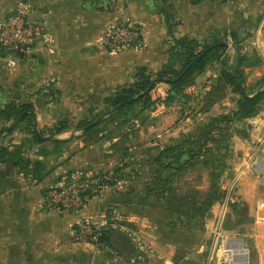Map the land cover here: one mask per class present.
<instances>
[{"label": "crops", "instance_id": "0c3cea01", "mask_svg": "<svg viewBox=\"0 0 264 264\" xmlns=\"http://www.w3.org/2000/svg\"><path fill=\"white\" fill-rule=\"evenodd\" d=\"M19 8L27 9L29 19L44 22L48 36L25 54H0V106L32 104L39 132L54 128L68 114L83 113L86 119L99 112L107 97L135 82L139 68L159 72L174 46L168 33L171 25L175 38L209 44L229 42L232 35L239 42L256 36L253 45L263 61L242 69L247 82L264 76V0H0V17ZM115 22L138 25L142 44L119 52L104 49L99 40ZM254 28H259L257 35ZM228 45L227 54L235 55L234 40ZM240 45L245 54V44ZM209 85L201 91L193 84L185 91L201 97L210 94ZM179 109L156 102L149 109L151 122L139 136L112 132L86 143L69 131L56 138L62 143L36 144L29 131L19 128L9 136L13 140L2 141L5 146L25 145V157L41 161L47 169L38 181L11 161L0 163V264H222L225 255L216 246L223 234L213 228V221L207 232L193 228L185 239L184 219L174 202H168L175 194L173 179L183 172L173 177L169 192L152 185L158 171L153 162L156 153L190 139L184 126H172ZM223 134L234 143L239 162L233 170L241 203H235L238 210L239 205L245 207L253 220L246 234L253 243L254 264H264V108L254 118L233 123ZM219 152L213 149L215 162ZM148 157V166L138 164ZM118 168L115 186L98 197L85 192L89 198L85 211L47 209L44 197L49 188L98 179ZM220 209L228 211L224 204L216 205L212 211L216 217ZM84 219L99 220L113 229L111 248L77 241L75 228ZM207 236L213 245L203 259Z\"/></svg>", "mask_w": 264, "mask_h": 264}, {"label": "trees", "instance_id": "16d2710c", "mask_svg": "<svg viewBox=\"0 0 264 264\" xmlns=\"http://www.w3.org/2000/svg\"><path fill=\"white\" fill-rule=\"evenodd\" d=\"M168 33L169 36L174 39V46L170 49L168 62L159 72L151 73L144 67L139 68L133 84L119 89L116 93L105 99V106L107 107L105 112L99 114L92 120H88L87 118L81 120L76 127H73L67 119L62 120L54 128L48 129L49 131L46 137H51L53 141L62 143V140H56V138L74 129L83 133L86 143L98 141L103 137V133L100 130L101 124L106 121L118 122L122 119L118 125H124L131 120L128 118L130 115H132V119H136L139 114L151 109L155 104V100L152 98V92L157 86L155 85L156 82L163 80L173 81V83L169 84L171 88L165 101L170 100L171 102L180 99L186 88L193 85L195 78L205 73L210 62L216 59V61L220 62L222 65L219 84L224 87H232L240 96L237 100V108L230 114L220 115L211 119L204 127V135L198 136L196 139H186L181 144L159 150L156 153L153 162L157 165L158 171L153 179L152 185L155 190L159 189L162 190L161 192L165 193L170 191L168 185L173 177L192 167L195 161L204 154V148L208 147L215 135L219 134L222 136L233 123L254 118L259 114L264 104V79L259 82V86L263 87H258L254 92L248 93L247 79L245 78L242 68L258 66L261 64L262 58L253 59L249 54H242V49L237 44V37L232 35L233 40H235L233 46L235 55L233 58L227 54L226 46H217L179 79L204 50L213 45L222 43L229 44V42L228 39H224L215 40L209 44L189 37L177 39L174 37L172 25ZM237 78L245 94L240 89ZM217 89H219V87ZM147 90L150 91L147 92ZM212 91H215V88H213ZM212 91L209 94L211 96ZM171 92H173L172 95ZM246 95L254 97L250 99ZM119 106L123 107L115 112L109 113L97 125H93L106 113ZM32 111H34V106L32 104L18 105L16 103H8L4 106H0V124L12 122L11 126L4 127L0 131V163L11 161L19 171L24 172L27 176L31 174L33 179L41 181L43 179V172H45L47 166L39 160L33 161L30 158H26L24 150L25 145L5 146L1 144L7 135L13 134L16 129L19 128H25V130L33 135V142L41 144L36 134V125ZM40 134L45 137L42 131ZM219 155H221V152H219ZM216 162L217 165H219L220 160L216 159ZM216 169V177L218 178L224 171H218ZM120 171V168L113 170L115 181H107L109 187L117 184L120 178ZM91 197H93L92 194ZM218 199L217 196L213 197L212 203L217 202ZM232 209L233 211H238V204L233 203ZM112 232L113 229L110 227L103 228L101 243L106 245V248H111Z\"/></svg>", "mask_w": 264, "mask_h": 264}, {"label": "rangeland", "instance_id": "374dc122", "mask_svg": "<svg viewBox=\"0 0 264 264\" xmlns=\"http://www.w3.org/2000/svg\"><path fill=\"white\" fill-rule=\"evenodd\" d=\"M254 29H255L254 31H256L254 34L257 35V30L259 28H254ZM254 38L253 39L251 38L246 42L238 41V45L241 47L240 44L244 43L245 54H249L250 56H252L253 59L262 58L258 53L259 51L257 50V47L253 45ZM231 41L233 40H229V42ZM141 44H142V40L140 42V45ZM229 56L233 57L234 53H232ZM262 61L260 63H262ZM220 68H221V64L218 61H216V59H213L210 62L209 66L207 67L205 73L198 75L193 83L195 86H197V88H201L200 89L201 91H204L206 86L210 84L209 85L210 91H212V89L215 88V91H212V96L205 94L201 97H196V96L193 97V94H189L187 93V91H185L184 94L181 95L180 99H176L171 102L170 100L165 101L166 100L165 98H167L166 96H168L171 88L167 83L158 84L152 92V98H153V96L155 97L157 96L158 89L160 88L165 89L164 93L166 96H164L163 98L157 96L155 99V104L156 102H163L167 105H171L172 107L175 106L180 107L177 120L174 121L172 126L173 127L178 125L184 126L185 129L187 130L186 133H184L186 134L185 135L186 138L190 137V139H196L198 138V136L204 135L205 133L204 127L206 124H208L211 121V119L218 117L219 114L223 115L225 112H228L227 114H230L232 111H234L237 108V100L240 98V96L234 91L232 87H228V86L224 87L223 85L219 84V77L221 73L219 72ZM214 73L217 74L216 77L211 76V74ZM208 76L211 77L208 79L207 78ZM263 79L264 76L258 79L252 78L251 81L248 80L247 82L248 93L254 92L256 89H258V87H263V86H259V82L262 81ZM218 87L219 89H217ZM172 94L173 92H171V95ZM209 105H212L213 107L210 108ZM263 108H264V104L261 107V109ZM106 110L107 107L103 105V107L99 110V112L89 113L87 119L92 120L93 118L97 117L99 114L105 112ZM128 118H130L131 120L124 125L121 124L118 125V123H120L122 119H120V121L118 122L106 121L105 123L101 124L100 130L102 131L104 138H106L112 132H120L121 134L128 136L127 133L128 131H130L132 134L137 133L139 136V130L145 127L147 123L150 124L152 119L150 110L149 111L147 110L142 114H139L138 118L136 119H132V115H130ZM65 119L70 121L73 127H76L78 123L81 120H83V113H76V114L71 113L68 114L67 117L61 120H65ZM11 125L12 122L9 123L5 122L2 125L0 124V131L2 130V128L9 127ZM40 131H42L46 137L48 135L49 130L47 129V127H45ZM234 132L237 133L236 131ZM71 133L75 137L77 136V138L83 137V133L81 131H76L73 129L71 130ZM13 134L7 135L3 141H5L7 137L9 138V136ZM237 135L240 134L238 133ZM215 136L217 137L215 139L217 141L216 142L212 141L211 142L213 144L212 146L204 148L205 150L204 154L201 155L200 158H198L195 161L194 165L183 171V174L178 175L176 179H173L172 187L174 188L175 194L174 197L168 196L169 197L168 202L170 203L174 202V206L177 207L179 215H181L184 219L183 232L185 239L190 238L193 228L194 231L199 229L203 233L207 232V224L209 223V221H213L214 224L213 228H215L217 232H221L223 234V236L220 237L221 240L218 242V245L216 246V251L217 250L220 251V245H223V248L221 249L224 250L232 249L233 242L239 241L243 245V250L245 249L244 253L247 255L248 264H254L255 258L253 255V248H252L253 243L250 236L249 235L247 236L246 234V232L253 224L252 223L253 220L248 216L246 208L241 205H239L240 207L237 212L232 211L231 200H234L233 202L234 203L237 202L238 204L240 202L237 199L238 196L237 192L239 190L238 182L236 184V180H235L236 173L233 170L235 164L239 163L238 160L235 159L236 155L234 153V143L232 142V140L230 141V138H227L224 135L220 136L219 134H217ZM242 136L245 137V134H243ZM132 139L134 140L133 137ZM11 140L13 139L9 138V142ZM219 140H223L222 144L219 143ZM140 145L143 146L142 144ZM213 149L214 151H217L219 149L221 150V155L224 154L223 156L219 155V153L217 154V158L220 160L219 165H217V162H215L212 159L211 154H213ZM151 159L152 158H150V161ZM142 160L143 163L141 162L138 164L144 165L145 163V165L148 166L146 163L149 162V157L148 159L142 158ZM215 164L217 165L216 167L217 169L215 168ZM215 169L218 171L223 170L224 172L220 175V177L217 178ZM208 174H210L209 177ZM168 186L170 188V184ZM216 196L219 198L218 201L212 203V198ZM228 197L230 199L227 206L228 211L227 212L225 211L224 218L220 220L219 216L220 214H222L223 210L220 209V213H218L217 217L212 211L216 205L224 204L225 206L227 202L226 199ZM192 223L194 224L193 226ZM203 244L205 250V254L203 256L204 259L207 257L208 250L210 251V249L212 248L213 245L212 237H208V236L205 237V241L203 242ZM186 247L187 248L185 250V253H187V251L191 249L190 244L186 245ZM226 258L227 257H224L222 264H230V261L226 260Z\"/></svg>", "mask_w": 264, "mask_h": 264}, {"label": "built area", "instance_id": "2783aa9c", "mask_svg": "<svg viewBox=\"0 0 264 264\" xmlns=\"http://www.w3.org/2000/svg\"><path fill=\"white\" fill-rule=\"evenodd\" d=\"M47 36L48 29L45 23L29 19L28 11L25 8H19L0 17V54H25L44 42ZM141 40L142 29L138 25L132 22H115L109 25L99 43L109 52H119L140 45ZM157 96L163 98L165 93L158 89ZM113 180L115 181L114 174L110 172L98 179H86L72 182L66 186L51 187L44 197L46 207L48 210L79 214L89 206V198L85 196V192L89 190L93 197L101 196L103 191L109 187L107 181ZM226 201L225 209L230 201L229 197ZM224 216L225 210L220 214L219 219H223ZM104 227L106 224L99 220H81L75 228L76 239L83 244H92L97 248L107 249L106 245L101 243ZM221 248L223 246H220V251L224 253L230 264H239L235 260L232 249Z\"/></svg>", "mask_w": 264, "mask_h": 264}, {"label": "water", "instance_id": "95a60500", "mask_svg": "<svg viewBox=\"0 0 264 264\" xmlns=\"http://www.w3.org/2000/svg\"><path fill=\"white\" fill-rule=\"evenodd\" d=\"M217 46H226V47H230L228 44H226V43H222V44H218V45H213V46H210L209 48H207L206 50H204L199 56H198V58L185 70V72L180 76V78L179 79H181L192 67H194L203 57H205L210 51H212L215 47H217ZM237 80H238V84H239V87H240V89L242 90V92L245 94V91H244V89H243V87H242V85H241V83H240V81H239V79L237 78ZM160 83H167V84H171V83H173V81H171V80H163V81H158V82H156L155 83V85H158V84H160ZM148 91H150V90H147V92ZM259 93V92H258ZM247 96V95H246ZM248 98H253L254 96H247ZM131 101H133V100H131ZM123 106H119L118 108H116V109H114V110H111L110 112H108V113H106L104 116H102L100 119H98L93 125H97L106 115H108L109 113H112V112H115V111H117V110H119L120 108H122ZM32 115H33V117H34V120H35V125H36V114H35V112L34 111H32ZM36 134H37V136H38V138H39V140L41 141V142H48V141H51V140H53L51 137H44V136H42L41 134H40V132H39V130L37 129V127H36Z\"/></svg>", "mask_w": 264, "mask_h": 264}, {"label": "bare ground", "instance_id": "6f19581e", "mask_svg": "<svg viewBox=\"0 0 264 264\" xmlns=\"http://www.w3.org/2000/svg\"><path fill=\"white\" fill-rule=\"evenodd\" d=\"M232 246H233L232 250H233V255L235 257V260L239 264H248V258H247V255L244 253L242 243L239 241H234Z\"/></svg>", "mask_w": 264, "mask_h": 264}]
</instances>
